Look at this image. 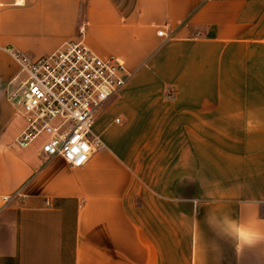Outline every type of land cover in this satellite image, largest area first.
Here are the masks:
<instances>
[{"label": "crops", "instance_id": "crops-1", "mask_svg": "<svg viewBox=\"0 0 264 264\" xmlns=\"http://www.w3.org/2000/svg\"><path fill=\"white\" fill-rule=\"evenodd\" d=\"M82 23L131 75L76 167L13 143L10 49ZM0 264H264V0H0Z\"/></svg>", "mask_w": 264, "mask_h": 264}, {"label": "built area", "instance_id": "built-area-1", "mask_svg": "<svg viewBox=\"0 0 264 264\" xmlns=\"http://www.w3.org/2000/svg\"><path fill=\"white\" fill-rule=\"evenodd\" d=\"M85 26H78L77 39L36 58L10 49L24 76L14 99L22 128L13 143L21 148L38 144L45 159L59 156L76 167L102 145L91 131L94 120L131 75L118 58L88 49L82 41ZM157 34L169 37L163 28Z\"/></svg>", "mask_w": 264, "mask_h": 264}]
</instances>
